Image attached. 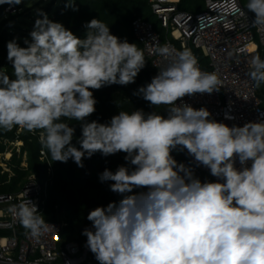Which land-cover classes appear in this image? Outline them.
<instances>
[{
	"label": "clouds",
	"instance_id": "obj_1",
	"mask_svg": "<svg viewBox=\"0 0 264 264\" xmlns=\"http://www.w3.org/2000/svg\"><path fill=\"white\" fill-rule=\"evenodd\" d=\"M65 7L78 10L74 0ZM246 9L255 14L251 26L264 30V0H248ZM218 10L244 11L238 0H223ZM38 16L26 46L18 38L7 42L13 73L0 72V128L38 131L53 161L71 159L80 168L97 152L125 153L131 167L99 174L122 198L92 209V227L82 231L99 264H264V120L228 126L207 108L185 103V96L219 92L222 81L202 71L190 49L164 44L155 53L166 66L133 95L153 108L165 106V113L119 111L106 123L89 122L94 90L135 83L144 52L100 19L86 22L80 38L42 10ZM246 74L256 87L264 85L260 55L250 58ZM64 120L80 126L75 143L76 129ZM174 151L186 152L217 179L202 182ZM9 211L33 238L54 228L30 199Z\"/></svg>",
	"mask_w": 264,
	"mask_h": 264
},
{
	"label": "trees",
	"instance_id": "obj_2",
	"mask_svg": "<svg viewBox=\"0 0 264 264\" xmlns=\"http://www.w3.org/2000/svg\"><path fill=\"white\" fill-rule=\"evenodd\" d=\"M207 0H179L178 8L188 13H199L205 10ZM246 8L248 0H241ZM67 0H23L19 5L7 11L8 4L0 5V72L12 75L13 69L7 60V42L18 38L20 46H26L24 39L29 37L37 18L38 10L47 13L48 17L62 23L76 36L83 38L87 29L86 22L91 19H100L110 27V32L119 38L127 39L129 43L143 47L135 37L132 22L136 17L151 22L155 29L163 34V29L156 14L153 13L150 0H74V6L65 7ZM30 12V15L26 13ZM35 12V13H34ZM144 52V51H143ZM145 55V53H144ZM145 67L138 74L135 83L127 86L111 85L94 90L97 100L96 111L88 117L89 122L96 120L100 123L110 121L119 111H134L142 109L145 112L156 111L165 113L166 107L153 108L149 102L133 93L140 87L150 83L155 76V69L151 60L145 55ZM264 59V52L262 53ZM203 66L209 69L208 60L201 56ZM14 78V77H13ZM259 95L264 99V85H261ZM63 122L75 127V137L81 135L79 124L75 120ZM21 142L20 144H18ZM11 152L6 160L7 166L13 172L9 179L8 172L0 166V195L13 193L25 183L26 177L34 174L40 181L48 182V195L41 215L47 221L62 224L59 233V244L73 241L81 247L86 245V236L82 231L91 222L87 220L88 213L97 206H107L110 202H118L122 197L109 189L111 182L101 183L99 174L106 168L115 171L118 166L131 167L124 159L125 153H117L104 157L100 152L91 158L83 160L84 167H78L71 159L67 163L53 161L50 155L41 154L39 132H28L19 127L11 130L0 128V154ZM186 152H173L174 158L183 163ZM88 264H98L93 253L89 252Z\"/></svg>",
	"mask_w": 264,
	"mask_h": 264
},
{
	"label": "built area",
	"instance_id": "obj_3",
	"mask_svg": "<svg viewBox=\"0 0 264 264\" xmlns=\"http://www.w3.org/2000/svg\"><path fill=\"white\" fill-rule=\"evenodd\" d=\"M178 2L150 0L163 34L141 17H136L132 22L133 33L151 60L155 75L159 68L166 66V62L155 53L157 47L168 44L177 51L190 49L197 57L200 69L215 72L222 84L220 91L211 95L185 96V103L196 109L207 108L212 119L228 126H243L246 122L264 120V99L246 74L250 58L257 54L262 58L264 52V30H258L250 23L255 14L248 11L241 0H238V4L244 11L237 15L218 10L223 0H207L205 10L199 13L180 10ZM13 7L9 5L6 10L10 11ZM201 56L208 60L209 69L203 66ZM226 115L234 119H226ZM41 154L46 155L44 150ZM6 160L3 156L0 166L9 173L10 179L13 172ZM183 163L192 167L195 176L202 182L217 179L211 176L207 168L197 166L187 153ZM47 195L48 182L40 181L34 174L26 177L19 190L0 195V264H88L90 250L86 245L81 247L70 241L60 246L61 223L45 220L54 228L39 238H33L9 211L12 205L30 199L41 213ZM91 227L90 224L87 228Z\"/></svg>",
	"mask_w": 264,
	"mask_h": 264
},
{
	"label": "rangeland",
	"instance_id": "obj_4",
	"mask_svg": "<svg viewBox=\"0 0 264 264\" xmlns=\"http://www.w3.org/2000/svg\"><path fill=\"white\" fill-rule=\"evenodd\" d=\"M35 13V12H34ZM26 15H30V12L26 13ZM38 16V14H37ZM260 94H262L260 91H259ZM21 142H19L18 144H20ZM7 159H9L11 157V152H6L5 154H0V161L3 159V156Z\"/></svg>",
	"mask_w": 264,
	"mask_h": 264
}]
</instances>
